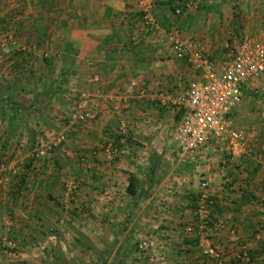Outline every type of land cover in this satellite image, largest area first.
<instances>
[{
	"label": "crops",
	"instance_id": "0c3cea01",
	"mask_svg": "<svg viewBox=\"0 0 264 264\" xmlns=\"http://www.w3.org/2000/svg\"><path fill=\"white\" fill-rule=\"evenodd\" d=\"M142 2L149 4L150 26L136 0H0V82L22 86L17 101L50 77L67 88L55 96L63 98L61 107L68 104L64 95L82 91L100 101L94 121L69 132L50 158L27 171L19 196L0 191V233L22 244L24 258L38 249L33 260L30 253L25 260L0 254V264H52V248L69 264H232L241 245L251 250V264H264V73L244 87L230 115L251 151L237 147L223 172L222 143L212 144L198 167L183 163L173 139L179 98L199 71L173 55L169 39L178 28L182 38L226 60L234 35L264 41V0ZM116 103L131 140L116 143L109 162L102 149L118 131ZM50 111L38 114L45 136L57 128ZM8 112L0 109V154L26 161L38 131L27 124L25 110L12 124ZM130 175L138 179L133 195L126 190ZM205 179L217 199L209 240L220 261L204 254L187 230ZM152 232L165 243L162 255L140 256L136 241Z\"/></svg>",
	"mask_w": 264,
	"mask_h": 264
},
{
	"label": "built area",
	"instance_id": "2783aa9c",
	"mask_svg": "<svg viewBox=\"0 0 264 264\" xmlns=\"http://www.w3.org/2000/svg\"><path fill=\"white\" fill-rule=\"evenodd\" d=\"M136 1L140 4L144 22L149 26L152 25L149 4L143 3L142 0ZM178 3L183 4L181 1ZM180 12L181 8L177 6L174 13L180 14ZM233 38L235 42L228 46L227 59L217 61L204 50L200 43L182 38L178 28H174L169 34L173 55L185 60L194 70L199 71V78L191 81L179 98L182 114L173 133V139L177 143L178 158L183 163H191L198 167L208 158L210 146L222 143L226 152L225 162L220 163L221 172H223L227 162H230L235 155L237 147L251 151L241 132L232 126L230 115L240 104L244 87L264 73V41L250 34L234 35ZM92 79L98 81L99 76L94 75ZM99 109L100 101L91 94L79 92L74 97L65 118L58 119L62 128L44 136V139L33 149L31 168H35V163H39L53 148L63 143L69 132L94 121ZM113 111L118 114V131L109 141L110 143L102 149L104 159L109 162L115 160L119 151L116 143L124 146L131 140L119 103L113 105ZM93 154L97 155L98 152ZM5 170L6 165L1 163L0 172ZM5 175L4 173V176L0 177L1 187H4L10 179ZM67 189L66 199L72 188L70 186ZM216 203L217 199L209 191V181L202 180L198 197L195 199V224L187 227V230L197 238L196 244L204 254L220 261L221 253L214 249L209 240V228L212 222L210 211ZM164 245L163 239L155 232L138 239L135 244L140 256L153 253L159 257L162 255ZM248 250L246 245L240 246L237 258H240L243 264H249ZM0 251L7 257H19L23 250L19 248L16 241L0 236Z\"/></svg>",
	"mask_w": 264,
	"mask_h": 264
},
{
	"label": "trees",
	"instance_id": "16d2710c",
	"mask_svg": "<svg viewBox=\"0 0 264 264\" xmlns=\"http://www.w3.org/2000/svg\"><path fill=\"white\" fill-rule=\"evenodd\" d=\"M140 12V11H139ZM141 13V12H140ZM65 65V64H64ZM65 68V66H64ZM61 78L57 77L56 79H46L45 81L42 82V90L40 93H38V97L36 96L33 101L31 102L30 106L27 107H22L20 105V103L17 101V98L19 97V92L17 90V88L10 83H4V82H0V109H8V111H11L12 114H8V118H9V123L12 124L13 120L16 118V112L19 110L20 112L25 110V114H32V115H40V118L44 117L46 115V108L43 106V99H45V97L47 95H51V94H57L58 92H60V89L56 88L55 85H57L58 83H60ZM25 92V91H24ZM43 102V103H42ZM36 104V105H35ZM35 109H33L34 107ZM39 118V117H38ZM30 135H33V131L30 130ZM37 142V143H36ZM34 144H36V146H38V141H36ZM33 145V149L36 147ZM45 158H42L41 160H44ZM32 157H28L27 160L22 164V172L21 174H19L18 176H15V178L12 180V183L10 185V190L9 192L11 193L12 198H16L17 196H19V194L21 193V191H23L26 187V183H27V171H29L31 169V164H32ZM1 164V163H0ZM30 168V169H29ZM138 185V179L136 177H134L133 175H130L129 177V182L127 185V192L129 194H135L136 193V186ZM0 213H1V209H0ZM80 238L85 240V237H83V235L79 234ZM0 236H4L2 233H0ZM12 239L14 241L17 242L19 248H21V243L16 240L15 238H9ZM87 242V246L90 247V249H92V251H95L96 249L90 245V243L88 242V240H85ZM52 256L54 258V261L52 262V264H69L68 260L63 256V254L61 253L60 255L55 254V249L52 248ZM249 253V263L251 264L253 255L251 250H248ZM11 264H26L24 261H15L12 262ZM232 264H243V262L240 260V258H236V260L234 262H232Z\"/></svg>",
	"mask_w": 264,
	"mask_h": 264
},
{
	"label": "rangeland",
	"instance_id": "374dc122",
	"mask_svg": "<svg viewBox=\"0 0 264 264\" xmlns=\"http://www.w3.org/2000/svg\"><path fill=\"white\" fill-rule=\"evenodd\" d=\"M257 9V8H256ZM49 79H52L51 77L49 78ZM48 79V80H49ZM46 79H42L41 80V82H43V81H45ZM20 87H22V86H20ZM19 87V89H21ZM55 87L56 88H58V89H60V88H62L61 90L62 91H64V93L65 94H67V92H66V89L67 88H65L64 89V84H62V83H58L57 85H55ZM66 87H67V84H66ZM39 88V91H37L35 94H30V96H22V97H24V98H22V100H21V102H19L20 103V105L22 106V107H27V106H30L31 105V102L33 101V99L37 96L38 97V93H40L41 92V90L43 89L42 88V85L40 84V86L38 87ZM18 89V92H21V90H19ZM24 89V88H23ZM71 91V90H70ZM58 93H60V92H58ZM56 96V93L55 94H51V95H47L46 97H45V99H43V101H44V103H43V106L46 108V111L48 112V110L49 109H52L54 112H52V111H50V113H51V115H49V116H47L50 120H54V122L56 123V126L55 127H57L56 129H52L51 131V133H53V131H56V130H59V129H61L62 127V124H60L59 123V121L60 120H58L59 118L60 119H64L65 118V115L68 113V111L70 110V108H71V106H72V100H74V96H73V98H71L72 96H70V95H64V99H67V102H68V104L66 105H64L63 107H61V106H59V104H60V102H59V99H63L62 97L61 98H58L57 99V97H55ZM55 98L56 99V101H54V100H52V98ZM19 99H20V95H19V97H18ZM17 98V99H18ZM66 101V100H65ZM70 101V102H69ZM26 103V104H24V103ZM22 103H23V105H22ZM36 105V104H35ZM32 106V105H31ZM33 107H34V105H33ZM36 107V106H35ZM35 107L33 108V109H35ZM22 112V111H21ZM27 116V117H26ZM25 117L27 118V120H26V122H27V124H31V125H33V129H36V131H38V137H37V140L36 141H38V143L40 142V141H42L43 139H44V136L45 135H42V133H43V130H38V129H42V128H38V114L37 115H32V114H25ZM25 118V119H26ZM21 120H23V117H21ZM40 126H42L41 124H39V127ZM44 129V128H43ZM50 132V131H49ZM46 133V135H49V134H51V133ZM65 142V141H64ZM64 142L63 143H61L58 147H56V148H53V150L52 151H50L49 152V154H48V156L47 157H51V155H53V153L61 146V145H63L64 144ZM37 143V142H36ZM34 146H36V144H34ZM0 150H1V148H0ZM32 151H33V146H32V148L29 150V154H28V157H31V153H32ZM4 154H0V163H3V164H5L6 165V170L5 171H2V172H0V177L1 176H4V173L6 174L5 176H9L10 177V179H9V181L4 185V187H1L0 186V191L1 192H3V191H5V192H8L9 190H10V185H11V183H12V180L15 178V176H18L19 174H21V172H22V164L25 162V160H23V159H21V160H19V159H15V160H13V159H5V158H3L4 156H3ZM36 164V166H35V168H31V169H33V170H35L37 167H38V162L37 163H35ZM30 169V168H29ZM38 172V171H37ZM15 173V174H14ZM1 221H3V220H1ZM33 221V220H32ZM5 237H7V238H13L11 235L9 236L8 235V233L7 234H3ZM148 235V234H147ZM144 237V236H143ZM27 240L28 241H31V240H29V238H27ZM36 246H38V245H36ZM35 246V247H36ZM46 248V247H45ZM29 249V248H28ZM41 251V250H40ZM30 254H31V256H32V254H35V253H38V249L37 250H35V251H32L31 250V252H29ZM29 253H28V255H27V257L29 256ZM0 254H2L1 253V251H0ZM23 254H24V251H22V255H20L19 257H17V258H21V259H23V260H25V258H27L26 256H25V258H24V256H23ZM3 255V254H2ZM5 256V255H4ZM38 257V254H36L35 256H34V258H33V256H32V260L33 259H35V258H37ZM16 258V257H15Z\"/></svg>",
	"mask_w": 264,
	"mask_h": 264
}]
</instances>
